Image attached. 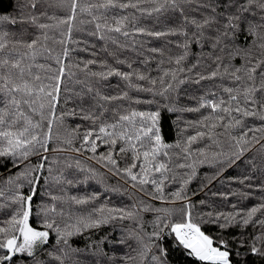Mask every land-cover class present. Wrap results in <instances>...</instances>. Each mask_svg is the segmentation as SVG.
Instances as JSON below:
<instances>
[{
	"label": "snow or ice",
	"instance_id": "obj_1",
	"mask_svg": "<svg viewBox=\"0 0 264 264\" xmlns=\"http://www.w3.org/2000/svg\"><path fill=\"white\" fill-rule=\"evenodd\" d=\"M37 3L17 0V15H0V164L7 168L0 177V210H10L0 220V264H84L72 259V254L83 251L72 246V238L78 236H84L86 248L95 246L94 255L104 258L95 264H174L173 253L188 264H264V182L254 185L245 183L253 179L250 174L240 177L241 185L259 189L260 202L250 207L232 204L231 211H202L197 205L211 208L212 204L189 196L200 166L215 168L201 179L198 191L203 192L249 150L259 152V170L264 174V0H59L63 16L37 14ZM161 17L171 22L164 30L146 23H159ZM18 23L19 31L9 27ZM25 24L36 32L29 33ZM74 30L87 31L101 41L98 51H90L97 48L94 43L73 40ZM173 36L178 39L166 42L175 44L178 52L148 46L147 38ZM49 41L58 43L60 51ZM69 43H83L80 50L90 51L92 58L66 64L72 51ZM193 44L199 51L195 62L187 63ZM100 53L105 55L96 59ZM72 67L83 74L84 79L76 82L86 91L76 93L80 103L75 108L57 115L63 77L66 72L74 75ZM112 77L119 78L124 88L108 94L103 89L111 86ZM184 85L197 86L183 89L196 100L195 106L175 103ZM129 90L148 96L132 97ZM64 99L67 103L69 98ZM124 100L156 108L139 110L114 103ZM162 108L169 113H199V118L184 120L180 127L177 117L176 139L166 142ZM67 115H79L91 125L82 137L62 141L68 147L61 151L78 154L65 163V168L74 166L81 173L76 180L67 179L64 168L54 169L58 161L48 156L53 128L62 126ZM250 117L260 124L249 127L246 118ZM238 128L244 131L237 136ZM205 138L202 147H193ZM74 139H79V147ZM257 144L259 149L254 147ZM247 163L251 171L257 169L255 157ZM111 177L115 184L109 183ZM41 178L40 195L51 202L41 199L34 205ZM89 181L104 192L126 195L132 203L100 202L101 191H87ZM50 184L60 185L63 195L48 191ZM65 184H84L85 191L70 194ZM212 195L226 201L229 196L252 193ZM144 196L159 201V206L146 202ZM145 211L154 213L148 222L151 231L144 227ZM125 220L134 227L122 229L115 240L107 236L92 240L102 226ZM205 225L214 230L206 232ZM231 229L239 231L231 235ZM105 242L122 245L126 251L117 259L115 248H110L111 254L104 250Z\"/></svg>",
	"mask_w": 264,
	"mask_h": 264
},
{
	"label": "trees",
	"instance_id": "obj_2",
	"mask_svg": "<svg viewBox=\"0 0 264 264\" xmlns=\"http://www.w3.org/2000/svg\"><path fill=\"white\" fill-rule=\"evenodd\" d=\"M17 3V0H0V15H17L18 10L15 8V5ZM59 0H38L37 3V14L41 11L46 12L48 15H55V16H63L65 15V11L62 10L60 7H58ZM43 19V18H42ZM50 22V21H49ZM151 27L157 29V30H164L166 27L170 26L171 22H167L164 20L163 17H161V21L159 23H154L152 21H146ZM10 28L14 27L17 31L20 29V24L18 23L15 26L9 25ZM25 28H27L29 33H35L36 29L33 28L30 24H25ZM85 29L90 28L91 26L89 25H83L82 26ZM58 35V34H57ZM30 38V37H29ZM72 39L76 41H88L90 44L94 43L97 45L96 49H90L98 51L99 45L102 43L101 41H98L95 37L89 36L87 34V31H76L74 30L72 33ZM149 39V47H161L163 46L165 49V52H167L168 48H171L173 50V53L178 52L179 49L175 47V44H167L166 40L171 39L173 41L177 40L178 37H168V38H147ZM243 40V37H241V41ZM49 45L54 47L57 51H60L61 46L57 44H52L51 41H49ZM85 45L83 43L79 44L77 46L76 44L69 43L68 47L72 49L69 53V57L66 60V64L70 63L72 65L78 64L81 60H86L89 58H92L90 55V51H81L80 49L83 48ZM199 49L193 44L192 45V53L188 58L187 63H192L195 62L196 60V55ZM149 56L155 55L157 59L159 58V54H153V53H146ZM104 53H100L96 57V59H100L104 56ZM109 61L111 62L110 58ZM41 63H44L45 61L40 60ZM47 63L52 64L53 62L51 60L47 61ZM236 64H239L240 61L237 59L235 61ZM137 67H143L142 65H136ZM95 68V66H91ZM118 67H121L123 70H127L125 66L119 65ZM151 67L154 69L155 68V61L151 62ZM199 70V69H198ZM71 73H74V75H68V73H65V76L63 77V83L61 84V99H60V105L57 108V115L61 111L64 110H71L75 108L79 103L80 99L79 97L76 96L77 92L81 91H86L84 89V86L82 84L77 83V80H83V74L79 71L78 68L72 67L70 69ZM151 75H156V72L153 71ZM202 83H208V82H202ZM224 83H228L227 80L224 81ZM109 84L111 85L110 87H106L103 89L108 94H115L116 92L120 91L121 89L124 88L123 82L119 81V78L117 77H112L109 79ZM196 85H184L181 86V91L180 94L175 97V103L178 106H195L196 105V100L195 99H190L189 96L183 91L184 88H196ZM66 89V90H65ZM129 94L132 97L140 96V97H147L148 94L145 93H137L136 91L129 90ZM65 97H68L69 99L67 100V103H65ZM150 98V97H149ZM157 100H160V97L156 98ZM85 100H87V97H85ZM114 103H120L123 104L124 106L132 107V108H137L139 110H147L151 108L152 110H155L156 105H146V104H135L132 101L129 100H124V101H118ZM177 117H181L180 120L177 121ZM199 118V113H190V112H172L169 113L166 108L161 109V125L163 128V134H164V139L166 142H174L176 139V133L178 131V128L176 125H174V121H177V124L182 127L184 124V120H195ZM64 123L62 126H54L53 128V138L52 141L49 145V152L48 156L50 159H56L58 163L54 165V169L59 170L60 168H64V174L67 177V179H80L81 178V173H79L75 167L71 168H65V163L68 161L69 157H76L78 154L75 152H65L61 151L60 149H65L68 147V145L63 144L62 141L64 138L68 136L76 137L77 135L81 136L83 135V132L86 127H91L90 123L87 121H83L80 119L79 115L72 116V115H67L63 118ZM246 121L248 123V126L251 127L253 124L259 125L260 121L255 118H246ZM80 125L81 127L79 129H76V126ZM244 129H235L234 130V135H239ZM189 134H193V130L189 129ZM249 135H251L249 133ZM222 140H225L226 138L221 137ZM207 142V138L203 142H197L196 144L193 145V147H202L203 144ZM75 147H79V139H74L73 141ZM234 143V142H233ZM55 147L58 149L57 152H52V148ZM255 148L259 149V145H255ZM225 148H227V143H225ZM103 147L98 149V151H102ZM253 157L256 158V163H257V169L255 171H251V166L247 163L248 160H251ZM81 159H84L83 156L80 157ZM33 163L36 162V157L31 158ZM260 162H261V156L259 152L257 151H252L249 150L245 152L244 156L241 157L240 160L236 161V163L232 166H229L225 169V172L223 173L222 177L218 180H214L211 185H208V187L203 191L200 192L198 191L201 179L204 178L205 173L211 174L212 172L215 171V168L210 167L208 165H203L200 166L197 171H198V178L194 179L193 182L189 185V196L193 201H198L199 199H205L206 201H209L213 207H208L206 204L205 206H199L197 205L198 208L202 211H210V210H217V211H231V205L232 204H237L238 207H250L256 203H259V197L261 195L260 191L258 188H247L244 185H241L239 183V178L242 177L243 175H251L253 179L246 181L245 183H251L254 185H259L261 182H264V174L261 173L259 170L260 168ZM74 163V161H73ZM89 163H92L91 161ZM98 167V166H97ZM15 171V169H13ZM7 172V168L3 165L0 164V177L5 176ZM45 175H47V164L45 165ZM221 180L223 182H221ZM116 178L111 177L109 179V183L115 184ZM43 178L40 180V187L37 189V194L34 197V205L39 203L41 199L51 202L50 197L44 196L41 197L40 191L41 188L43 187ZM123 183V182H121ZM70 194H76L77 192L83 193L85 191V185L84 184H78L75 187L69 186V185H63ZM61 186L60 185H55V184H50L48 187V191L55 195H63V193L60 191ZM172 188V185H168L166 190H170ZM92 190L96 191H101V198L100 202H105L107 201L110 205L112 206H123V205H128L131 204L132 201L128 199L126 195H123L121 193H112V192H104L98 184H96L93 181H89L87 184V191L91 192ZM25 192H27V188L24 189ZM218 191H223V192H232V191H243L247 193H252V195H249L247 197H240V196H229L227 200H223L222 197L219 195L213 196V192H218ZM193 192H196V195H192ZM142 195V194H141ZM143 199L146 202L151 203L152 205L159 206L160 202L159 201H150L149 197L144 196ZM239 201V203H237ZM59 206V202H57ZM10 211L8 209H3L0 210V220H2L3 217V212ZM142 218L144 220V227L147 231H151V227L148 224L149 221L153 219L154 213L151 211H145L142 214ZM134 227V224H131V222L125 220L123 222L116 221L114 223H110L108 225L102 226V228L94 232L92 236L93 241L99 240L103 236H107L108 239L110 240H115L121 233V230L124 228L128 227ZM204 230L206 232H211L214 229L211 226L205 225ZM239 230L238 229H231L230 234L235 235ZM249 233L253 231L251 227L247 229ZM87 235V234H85ZM51 243H55L54 238L52 239ZM88 242L85 240L84 236H78V237H73L72 238V246L75 248L82 249L83 251L74 253L72 254V259H79L80 261L84 262V264H95V261L97 259H104L103 257H98L94 255L95 251V246L92 248H86V244ZM103 248L106 252L110 253V248H115L117 252V259L119 258V254L123 251H126V249L122 245H109L107 242L103 245ZM170 259L174 261V264H188V261L183 257L180 256L178 253H173L170 256ZM107 264V262H106ZM249 264H252V261H249Z\"/></svg>",
	"mask_w": 264,
	"mask_h": 264
}]
</instances>
